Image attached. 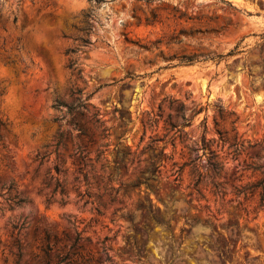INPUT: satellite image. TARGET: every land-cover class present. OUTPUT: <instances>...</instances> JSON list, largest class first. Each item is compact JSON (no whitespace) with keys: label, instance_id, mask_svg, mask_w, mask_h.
Segmentation results:
<instances>
[{"label":"rangeland","instance_id":"obj_1","mask_svg":"<svg viewBox=\"0 0 264 264\" xmlns=\"http://www.w3.org/2000/svg\"><path fill=\"white\" fill-rule=\"evenodd\" d=\"M0 26V264H264V0H0Z\"/></svg>","mask_w":264,"mask_h":264},{"label":"trees","instance_id":"obj_2","mask_svg":"<svg viewBox=\"0 0 264 264\" xmlns=\"http://www.w3.org/2000/svg\"><path fill=\"white\" fill-rule=\"evenodd\" d=\"M228 4H231V3L228 1ZM14 20H16V19H14ZM146 21H148V23H149L150 22V18L147 17L146 18ZM0 28L6 29L5 26H0ZM19 42H20V39L17 38V40H16L17 46L19 45ZM18 48H19V46H18ZM201 54H206V59H209V58L210 59L221 58L223 56V54L215 53V52L213 54H211V53H202V52L201 53H198V52H195V53H192V54H189V55H183L182 56V61L194 62V61L197 60V56H199ZM69 66L71 68H75L76 69L77 68L76 61L74 59L71 60ZM0 126H4V121L1 118H0ZM205 147H206V143L204 142L203 143V148H205ZM192 162L193 161L191 160L189 163H192ZM212 167H213L214 170H217L218 169V166L216 164H212ZM200 181H201V176L199 175V178H198V180H197L196 183H199ZM263 181L257 182V183H255L253 185H262ZM214 185L216 186V185H219V184H214ZM245 189H249V186H247ZM62 192H63V190H62ZM86 194L88 196H90L87 192H86ZM78 195H81L82 196L81 193H79ZM24 201H25L24 199H20L18 201V204H21ZM47 238H48V235H47ZM72 247H74V243L71 246V248ZM46 254H47L48 258H49V253H46ZM54 258H55L54 259L55 261H53L54 263L53 262L51 263L49 261V259H50L49 258V259L46 260V263L45 264H90V263H86V262H80V263L73 262L74 260L69 257V252H67L65 254H62L61 252L58 251V252L54 253Z\"/></svg>","mask_w":264,"mask_h":264}]
</instances>
